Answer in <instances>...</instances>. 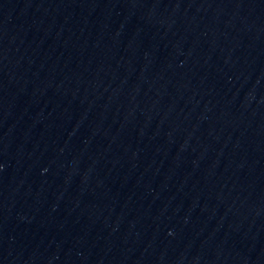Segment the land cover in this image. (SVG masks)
I'll return each instance as SVG.
<instances>
[{
    "label": "water",
    "instance_id": "1",
    "mask_svg": "<svg viewBox=\"0 0 264 264\" xmlns=\"http://www.w3.org/2000/svg\"><path fill=\"white\" fill-rule=\"evenodd\" d=\"M155 264H264V0H127Z\"/></svg>",
    "mask_w": 264,
    "mask_h": 264
}]
</instances>
